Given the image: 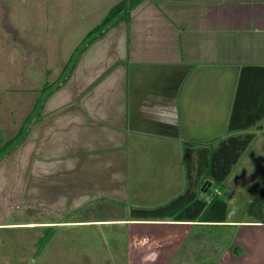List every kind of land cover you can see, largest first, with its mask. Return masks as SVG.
I'll list each match as a JSON object with an SVG mask.
<instances>
[{
  "label": "crops",
  "instance_id": "1",
  "mask_svg": "<svg viewBox=\"0 0 264 264\" xmlns=\"http://www.w3.org/2000/svg\"><path fill=\"white\" fill-rule=\"evenodd\" d=\"M93 39L104 41L109 51L100 66L96 58L81 63V68L90 72L81 71V79L85 76L92 82L81 80L79 113H72L70 121L67 116L52 120L74 106L62 98L64 104L50 108L45 125L40 126L42 119L39 127L31 130L39 135L34 142L45 138L42 153H37V147L36 157L31 158L41 170L38 182L44 181L51 190L52 186L59 189V197L51 199L58 202L67 195L70 179L77 180L82 202L74 209L105 193L114 201L122 199L126 178L136 186V203L151 207L162 196L163 203L169 187L165 182H172L170 171H180V147L187 129L202 143L223 134L240 69L264 66V0H142L125 20L110 24ZM262 120L254 125L260 132ZM176 126L179 135L178 130H172ZM66 128L69 137L64 134ZM155 128L163 130L155 132ZM58 129L60 137L54 136ZM68 139L71 142L66 147ZM52 142L60 151L53 152ZM253 142L249 147L256 153ZM47 158L63 165L57 170L53 166L44 177L43 170L50 165ZM263 187L264 179L255 187H246L240 216L229 212L226 200L228 212L223 222L126 216L38 223L44 227L53 223L126 224L131 264H264V222L242 214ZM105 207L111 208V204ZM210 227H221V236ZM197 228L199 233L194 232ZM193 233L201 234L194 242Z\"/></svg>",
  "mask_w": 264,
  "mask_h": 264
},
{
  "label": "rangeland",
  "instance_id": "2",
  "mask_svg": "<svg viewBox=\"0 0 264 264\" xmlns=\"http://www.w3.org/2000/svg\"><path fill=\"white\" fill-rule=\"evenodd\" d=\"M119 1L0 0V223H3L0 224V264H131L127 255L126 224L53 223V236L38 250V240L48 228L43 226L44 223L38 222L131 217L132 208L143 206L135 202L136 186L126 178L127 184L123 185V193H120L123 194L122 199L114 201L105 193L86 200L87 202H83L80 208L74 209L82 202L79 201L78 181L74 178L70 179L68 191L65 192L66 197L62 196L58 202H53L60 195L59 189L52 186L51 190V187L44 186V181L38 182L42 179L39 177L41 170L38 169L35 161L31 160L36 157L34 151L37 147L39 151L37 153H42L40 149L43 148L42 142H45L44 136L38 140V143L34 142L33 138L39 135H33L34 132L31 130L42 119L44 121L40 126L45 125L46 115L53 105L62 106L64 104L62 98L65 103H74L71 109L62 110L63 112L52 120L67 116L70 121L72 113L75 116L79 113L81 103L78 102L77 93L81 89V80L92 82L85 76L81 79V71H87V67L81 68V63L85 59L90 62V59L96 58L100 66L104 63L102 59H107L109 51L104 41L94 42L93 38L99 34H93L92 31L101 23L110 7ZM84 40L90 41L87 46L81 47ZM78 46L80 49L70 62ZM45 85H50V88L46 86L47 89L43 92ZM49 122L51 121L46 123ZM261 123L263 125L261 132L255 126L248 129L256 133L255 141L253 140V145L256 147L264 136V120ZM227 124L225 132L216 138L212 137L214 139H211L210 143L216 144L220 138L227 135ZM154 130L161 132L163 129ZM172 130H178L176 135H179V127L176 126ZM187 131L189 133L185 132V136L183 135L186 138L183 137L180 147L182 152L180 171L177 170V174L170 171L172 182L170 183V179L165 182L169 187L166 188L163 203L161 200L163 196L159 198L158 193L155 192L154 195L159 198V202L151 207L168 202L184 192L187 187L184 141L202 142V139L189 135L195 134L192 129ZM64 134L70 136L67 128ZM61 135V129L54 134L57 137ZM13 137L18 138L19 141L10 147L8 152L2 153L7 141ZM262 140L263 147L259 145L256 153H253L249 147L250 149L243 153L241 160L227 177L231 189L227 188L226 180L221 184L213 183L211 186L212 190H220L221 196L230 202L229 212L232 215H241L246 187H255L264 179L262 162L264 138ZM70 142L68 139L64 141V145L67 147ZM51 146L53 152L60 151L57 143L52 142ZM69 148L73 149V146ZM258 155L263 158L259 159ZM48 158L50 165L46 168V172L43 170L44 177L52 172L53 166H55L53 170H57L63 165L60 162H51ZM168 164L169 162H166L165 166ZM55 174L57 175V172ZM180 180L181 188H179ZM201 189L198 187L197 191L206 197L208 191L204 192ZM140 194L144 195L143 192ZM39 199L41 204L38 203ZM58 203L62 204L58 205ZM107 203L111 204V208L105 207ZM242 214L249 216L245 212V207ZM210 228L221 236V227ZM194 232L199 233L200 228ZM196 235L201 236L195 234L191 241L194 242ZM191 259L192 257L185 261Z\"/></svg>",
  "mask_w": 264,
  "mask_h": 264
},
{
  "label": "trees",
  "instance_id": "3",
  "mask_svg": "<svg viewBox=\"0 0 264 264\" xmlns=\"http://www.w3.org/2000/svg\"><path fill=\"white\" fill-rule=\"evenodd\" d=\"M141 1L120 0L108 11L92 33L99 34L110 24L125 20L130 10ZM85 42L86 40L83 41L81 47ZM79 49L80 46L74 50L70 62ZM46 86L50 88V85H45L42 89L43 92L46 91ZM263 118L264 66L245 65L240 69L227 124V135L220 138L216 144L184 142V165L187 180L185 191L168 202L155 207L132 208V219L173 218L175 220H199L213 223L226 221L228 202L208 185L221 184L227 179L244 151L256 137V133L249 132L248 129ZM17 139L13 137L8 140L2 153L8 152L9 148L19 141ZM198 187L199 189L202 188L201 190L208 188L207 198L200 196L197 191ZM245 212L249 217L264 222V187L247 203ZM53 234V226H49L38 240V250L49 242Z\"/></svg>",
  "mask_w": 264,
  "mask_h": 264
},
{
  "label": "built area",
  "instance_id": "4",
  "mask_svg": "<svg viewBox=\"0 0 264 264\" xmlns=\"http://www.w3.org/2000/svg\"><path fill=\"white\" fill-rule=\"evenodd\" d=\"M216 192H217V193H219V191H218V190H217Z\"/></svg>",
  "mask_w": 264,
  "mask_h": 264
}]
</instances>
